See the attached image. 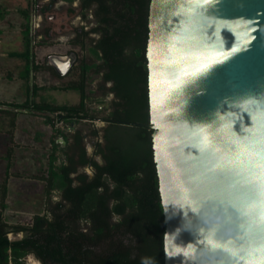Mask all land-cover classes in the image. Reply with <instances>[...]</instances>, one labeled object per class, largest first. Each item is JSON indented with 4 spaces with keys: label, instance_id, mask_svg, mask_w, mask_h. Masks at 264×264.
Segmentation results:
<instances>
[{
    "label": "water",
    "instance_id": "95a60500",
    "mask_svg": "<svg viewBox=\"0 0 264 264\" xmlns=\"http://www.w3.org/2000/svg\"><path fill=\"white\" fill-rule=\"evenodd\" d=\"M148 26L164 264L264 261V0H150Z\"/></svg>",
    "mask_w": 264,
    "mask_h": 264
},
{
    "label": "trees",
    "instance_id": "16d2710c",
    "mask_svg": "<svg viewBox=\"0 0 264 264\" xmlns=\"http://www.w3.org/2000/svg\"><path fill=\"white\" fill-rule=\"evenodd\" d=\"M124 1L126 6L113 15L110 6L103 3L106 15L101 22L106 26L99 50L92 52L101 62L91 59L89 63L85 58L81 79L63 87L77 90L79 103L61 105L28 99L25 104H10L58 113L60 121L68 124L96 119L86 104L88 78L94 72H103V94L113 91L119 99L104 117L108 121L105 145L95 143V154L102 155L103 163L88 155L81 129L75 135L58 129L65 145L57 142L54 134L47 169L38 176L46 182L45 213H35L27 223H9L0 215V264H23L28 254H34L42 264H143L145 259L150 264H164L166 224L149 125L146 47L150 0ZM14 54L26 57L23 76L29 81V49ZM41 66L35 63V71ZM107 81L113 85L106 87ZM41 88L35 83L34 92ZM48 122L52 123V117ZM59 150L66 155L65 161L59 160ZM84 166H91L93 174L79 172ZM6 185L7 179L2 184L3 200ZM56 190L60 199L52 201ZM10 232H23L24 236L12 239Z\"/></svg>",
    "mask_w": 264,
    "mask_h": 264
},
{
    "label": "rangeland",
    "instance_id": "374dc122",
    "mask_svg": "<svg viewBox=\"0 0 264 264\" xmlns=\"http://www.w3.org/2000/svg\"><path fill=\"white\" fill-rule=\"evenodd\" d=\"M25 5V0H0V109L10 110V112L0 110V215L9 223H27L32 220L35 213H45L48 203L45 192L46 182L38 176L44 174L47 169L54 134L56 140L63 137L57 135V130L81 129L88 155L94 156L96 160L103 163L102 155L95 154V143L100 142L105 145L104 128L107 125L100 120L92 122L85 119L75 124H68L66 121H60L58 113L40 112L27 107L17 108L10 105L11 103L25 104L28 99L32 102L46 100L55 104L74 105L81 99L77 90L63 89L70 82L80 80L79 67H76L74 72L64 79L51 77L47 68L41 67L35 73L34 81L43 88L35 93L33 86L32 99L31 90L28 94L27 82L19 76L25 75V72L21 70L27 59L14 54L26 49L20 30V20L23 21V15L18 12V9L24 8ZM59 16L65 17V14L59 13ZM46 53L48 52H39L35 62L38 61L41 65L42 57ZM34 54L37 53L34 52ZM81 54L87 55L98 63L101 62L90 51ZM9 72L11 77H8ZM101 81L102 73L100 72H94L89 76L87 86L89 95L86 99L89 112L99 117L110 113L106 103L114 100L112 95L103 94L99 87ZM35 83L33 82V85ZM49 116L54 120L52 123L48 122ZM94 129L98 131L97 134L92 133ZM69 134L72 135L71 132ZM57 153L59 160H66L63 152L59 150ZM81 171L89 175L93 174L91 167H80L79 172ZM6 179V196L3 200L2 184ZM58 193L57 190L53 191L52 201L60 199ZM81 226L85 229V225ZM23 236V232L9 233L12 239ZM33 258L39 260L34 254H28L23 258V264H33L31 260Z\"/></svg>",
    "mask_w": 264,
    "mask_h": 264
},
{
    "label": "flooded vegetation",
    "instance_id": "af4514ba",
    "mask_svg": "<svg viewBox=\"0 0 264 264\" xmlns=\"http://www.w3.org/2000/svg\"><path fill=\"white\" fill-rule=\"evenodd\" d=\"M103 3V0H26L25 34L28 36V46L30 51L37 53L34 59L38 58L39 52H48L42 57L43 63L41 67H46L51 77L64 79L71 75L76 67L80 68L79 75L81 77L84 59L86 58L88 62L91 60L90 57L81 53H86L87 51L92 53L94 50H99L98 43L104 34L106 24L101 22V19L106 13L103 5L106 3L110 6L112 9L111 15L115 14L116 10L126 6L124 0H105V3ZM115 6L117 7L116 9ZM59 13H64L65 17L60 18ZM74 53H76L77 59L70 71L65 76L60 75L51 61V55L67 58ZM37 63L39 64L38 61ZM100 73H102L103 80V72ZM105 85L106 87L112 86L113 82L107 81ZM99 87L101 89V85ZM101 90L103 91V89ZM106 95H112L114 98L113 102H108L106 105L111 112L114 109V101L119 99L116 98L113 91ZM95 116L96 119L85 120L92 122L100 120L108 123L104 119L107 115L103 117ZM75 123L76 121H73L72 124ZM63 131L68 134L71 132L72 135H75L78 129L71 131L63 129ZM70 141L73 143L74 138H71Z\"/></svg>",
    "mask_w": 264,
    "mask_h": 264
},
{
    "label": "crops",
    "instance_id": "0c3cea01",
    "mask_svg": "<svg viewBox=\"0 0 264 264\" xmlns=\"http://www.w3.org/2000/svg\"><path fill=\"white\" fill-rule=\"evenodd\" d=\"M25 2H26V0H25ZM25 10H26V5H25V7L24 8H19L18 9V12L21 14V15H23L22 16V20L24 21H21L20 20V30H21V37H22V41H23V45L25 46V50L24 51H17L16 53H24V52H26L28 49H29V51H30V48H29V46H28V36L25 34V25H26V17H25ZM31 52L33 53V58H31ZM19 56H21V57H24L23 55H19ZM34 56H35V54H34V52L33 51H30V61H31V65H30V73H31V66L33 67V72H34V75H35V73L37 72V70L35 71V69H34V64L35 63H37V62H35V59H34ZM17 57H18V55H17ZM26 68H27V61L25 62V65H24V68L21 70L22 72L24 71L25 73H26ZM41 68V67H40ZM20 76V78H22V79H24L26 82H27V92H28V94H29V90H28V88H29V81H30V75H29V81L21 74V75H19ZM8 77H11V75H10V72H9V75H8ZM34 83H35V81H34ZM37 83V82H36ZM34 86V85H33ZM30 90H31V86H30ZM31 102H32V100H31Z\"/></svg>",
    "mask_w": 264,
    "mask_h": 264
},
{
    "label": "snow or ice",
    "instance_id": "6c2138e0",
    "mask_svg": "<svg viewBox=\"0 0 264 264\" xmlns=\"http://www.w3.org/2000/svg\"><path fill=\"white\" fill-rule=\"evenodd\" d=\"M225 40H226V42H227L226 37H225ZM246 119H248V121H249V123H250V118H247V117H246ZM237 131H240L239 125H238V128H237ZM246 139H250V138H246ZM253 143H254V142H253ZM247 147H251V144L246 145V148H247ZM260 152H261V153H264V146L261 147ZM262 158H264V156H262ZM244 215H247V213H244ZM241 242H242V241H241ZM209 244H211V240H209ZM185 255H186V253H185ZM250 264H264V261H255V260H254V261H251Z\"/></svg>",
    "mask_w": 264,
    "mask_h": 264
},
{
    "label": "bare ground",
    "instance_id": "6f19581e",
    "mask_svg": "<svg viewBox=\"0 0 264 264\" xmlns=\"http://www.w3.org/2000/svg\"><path fill=\"white\" fill-rule=\"evenodd\" d=\"M32 260V263L33 264H41L40 262L41 261H39V260H37V259H35V258H33V259H31Z\"/></svg>",
    "mask_w": 264,
    "mask_h": 264
},
{
    "label": "clouds",
    "instance_id": "9594fccd",
    "mask_svg": "<svg viewBox=\"0 0 264 264\" xmlns=\"http://www.w3.org/2000/svg\"><path fill=\"white\" fill-rule=\"evenodd\" d=\"M236 49H233V51H235ZM143 264H150V261L149 260H147V259H145L144 261H143Z\"/></svg>",
    "mask_w": 264,
    "mask_h": 264
}]
</instances>
